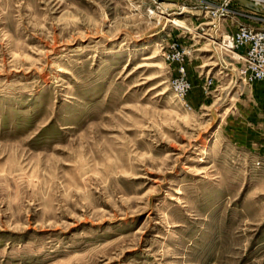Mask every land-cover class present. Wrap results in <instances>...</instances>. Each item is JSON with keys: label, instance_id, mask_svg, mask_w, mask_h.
<instances>
[{"label": "rangeland", "instance_id": "1", "mask_svg": "<svg viewBox=\"0 0 264 264\" xmlns=\"http://www.w3.org/2000/svg\"><path fill=\"white\" fill-rule=\"evenodd\" d=\"M236 26L264 17L0 0V264H264V81L221 47Z\"/></svg>", "mask_w": 264, "mask_h": 264}, {"label": "built area", "instance_id": "2", "mask_svg": "<svg viewBox=\"0 0 264 264\" xmlns=\"http://www.w3.org/2000/svg\"><path fill=\"white\" fill-rule=\"evenodd\" d=\"M220 45L225 50L241 51L239 57L242 62V67L239 70L241 82L264 81V30L253 31L245 26H236L234 31L221 37ZM172 88L179 97L185 94L188 89L182 67L178 68Z\"/></svg>", "mask_w": 264, "mask_h": 264}, {"label": "water", "instance_id": "3", "mask_svg": "<svg viewBox=\"0 0 264 264\" xmlns=\"http://www.w3.org/2000/svg\"><path fill=\"white\" fill-rule=\"evenodd\" d=\"M160 2H166V3H174L178 0H159ZM235 5H238L239 7L243 8L244 10L250 11L254 14L260 15L262 17H264V11L259 9L258 7H256L254 5L253 2L249 1V0H227ZM211 116L212 119L215 118V114L213 111H211Z\"/></svg>", "mask_w": 264, "mask_h": 264}, {"label": "bare ground", "instance_id": "4", "mask_svg": "<svg viewBox=\"0 0 264 264\" xmlns=\"http://www.w3.org/2000/svg\"><path fill=\"white\" fill-rule=\"evenodd\" d=\"M251 2H253L254 5H255L256 7H258V4H260L261 2H264V0H253V1H251ZM259 7H260V6H259ZM259 7H258V8H259ZM259 9H260V8H259ZM170 22H171L172 25H176V26H177V25H180V23H179L176 19H173V18L170 20Z\"/></svg>", "mask_w": 264, "mask_h": 264}]
</instances>
